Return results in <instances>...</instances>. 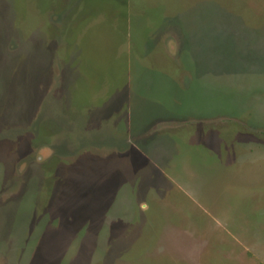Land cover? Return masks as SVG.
Masks as SVG:
<instances>
[{"label":"rangeland","instance_id":"1","mask_svg":"<svg viewBox=\"0 0 264 264\" xmlns=\"http://www.w3.org/2000/svg\"><path fill=\"white\" fill-rule=\"evenodd\" d=\"M0 264H264V0H0Z\"/></svg>","mask_w":264,"mask_h":264},{"label":"crops","instance_id":"2","mask_svg":"<svg viewBox=\"0 0 264 264\" xmlns=\"http://www.w3.org/2000/svg\"><path fill=\"white\" fill-rule=\"evenodd\" d=\"M222 75V74H221ZM196 81H199V79H197V78H195V80H194V82H196ZM206 82H208V81H200L198 84L200 85V86H204V87H207L208 86V84L206 83ZM223 82V81H222ZM224 83V82H223ZM192 87H194V85L192 86ZM188 89V88H187ZM209 91L211 92V93H213V91L211 90V88H209ZM198 97L195 99L196 101H198V102H200V103H205L204 102V98L205 97H203V96H208V94H206V93H201V94H199V95H197ZM211 96V95H210ZM206 104V103H205ZM207 105V107H208V105L209 104H206ZM209 108V107H208ZM200 116H202V117H204L203 115H200ZM202 117H200L201 119L200 120H203L204 118H202Z\"/></svg>","mask_w":264,"mask_h":264},{"label":"clouds","instance_id":"3","mask_svg":"<svg viewBox=\"0 0 264 264\" xmlns=\"http://www.w3.org/2000/svg\"><path fill=\"white\" fill-rule=\"evenodd\" d=\"M48 151H49V149H48L47 147L42 148V149L40 150V157H39V158L42 159L43 156H45V155L48 154Z\"/></svg>","mask_w":264,"mask_h":264}]
</instances>
